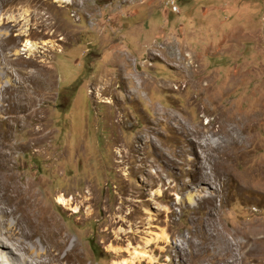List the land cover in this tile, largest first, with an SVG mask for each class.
Masks as SVG:
<instances>
[{
	"label": "rangeland",
	"instance_id": "1",
	"mask_svg": "<svg viewBox=\"0 0 264 264\" xmlns=\"http://www.w3.org/2000/svg\"><path fill=\"white\" fill-rule=\"evenodd\" d=\"M35 3L59 26L58 46L38 52L45 69L26 90L37 115L16 107L15 121L0 120V191L25 212L34 240L47 230L28 212L56 221L54 263L114 264L117 247L164 229L172 244H154L136 264L207 261L210 252L192 254L184 236L215 252L241 231L252 238L248 250L260 248L247 264H264V236L253 225L264 227V0ZM169 112L189 128L206 125L216 151L195 156ZM29 181L37 203L20 190ZM61 194L72 202L60 203ZM73 242V261L60 259Z\"/></svg>",
	"mask_w": 264,
	"mask_h": 264
},
{
	"label": "bare ground",
	"instance_id": "2",
	"mask_svg": "<svg viewBox=\"0 0 264 264\" xmlns=\"http://www.w3.org/2000/svg\"><path fill=\"white\" fill-rule=\"evenodd\" d=\"M40 8L41 6L36 5L35 0H0L1 121H15L16 116L14 115L17 114L14 112L16 107H19L20 111H27L28 115H37V109L32 106L33 99L28 96L26 90L29 86H34V84H37V82L40 81L38 73L39 71L45 69V61L38 57V52L44 53V50H47V46H58L56 43L57 39H55L54 36L57 35L56 32L59 30V26L52 19V17L49 14L47 15V13L40 11ZM23 35L27 36L25 43L22 44L24 46L26 56H23V53L20 52L18 48L20 38ZM32 38H35L36 40L33 41ZM38 38H40V41L36 42ZM67 38L68 34L62 35V37H60V39L63 41H66ZM176 65L179 67H191L193 62L192 60L188 63L178 62ZM27 81L30 83L27 84ZM166 115L168 116L167 121L170 124L171 129L177 130L178 134L186 137L188 146L195 156H208L211 151H216L218 144L216 142L214 143V141L211 139L213 138L211 137L213 134L209 133L210 130L206 125L197 124V126L192 129L187 126L185 119L182 120V118L180 119L178 117L179 114L169 112L166 113ZM226 118L227 123L231 122L237 124L239 126V130L242 131V134H244L243 132L247 131L246 126L240 120H233L228 116ZM44 129L45 128L43 127V124L39 122L37 125V132H42ZM231 139L233 143L237 144L236 142L238 140L236 138L231 137ZM226 141H228V139ZM140 149L141 145H138L137 151ZM158 152L160 154L159 156H162L164 153L162 149ZM182 152V149L178 151V155H181L180 153ZM151 173L156 174V171L151 170ZM198 177L201 179L202 176L198 174ZM27 184L28 185H22L20 190L28 193L29 203L32 204L36 202V197L31 192L34 183L29 181ZM139 188L140 187H138V189ZM154 193V195L161 196L162 189L156 188ZM194 197L195 195L188 194L187 199L191 201V198ZM58 201L62 204L68 205L69 202H72V199H65L64 194H61L58 197ZM11 207L9 206V202L4 200V196L0 191V264H21L20 261L25 262L23 264H55L51 255L52 248L58 250L61 246H51L49 244V239L57 234L58 229L56 221L52 218H45L43 216L37 215V213L33 211H30V213L28 212L29 219H32L33 216L37 219H40V223L47 230L45 235L46 237H42L40 234L39 241H37L33 239L35 234L29 231L31 228L28 229L27 227V222L25 221V212H23L22 215L18 214L19 210L16 209L17 207ZM157 209H159L160 212L161 208L157 207ZM162 209L166 210V207H163ZM76 210L77 208L75 211ZM139 222L142 224L141 219ZM253 225L254 231L259 236H264V234H260L264 231V227L260 226L258 223H254ZM202 228L206 231V234L209 233L211 240L213 238L219 239L217 235H215L212 228L206 226L204 223H202ZM161 231L163 233L153 231L150 232V236L148 234V236L144 235L143 238H139V240L136 242V246L134 247L132 245L133 241L130 239L128 241L127 247H117V249H115L114 256L122 257V260L115 261L114 264H136L137 261L142 260L144 257H148L150 255L148 253V249L154 244H172L169 242V240L171 241V235L165 232L164 229ZM123 233H126V231ZM135 235L139 236V234ZM241 235V240H239L240 238H237L235 240L237 242H226L225 247L219 249L217 248L218 250L215 252H213V249L210 248L208 244L201 246V243L199 244L198 242L185 238V236L183 240L192 246V254L202 255L203 253L210 252V257L207 261H204V258H202L203 260L197 262L196 264H235L236 262H238V264H247L250 259H253V257L257 256L258 254L260 256V248H257L256 250H248V244L251 245L253 243V241L248 240H252V238L246 231H241ZM124 241L125 240L122 238L115 239V242L117 243ZM183 244V241H181V245L178 244L177 250L180 253L184 250ZM132 247L134 249H132ZM75 248L76 243L73 242L66 249L64 255L60 256V259L73 261L74 256L72 250ZM248 252L250 253V256L248 255ZM125 253H128V258L124 256ZM233 261L235 263H233Z\"/></svg>",
	"mask_w": 264,
	"mask_h": 264
}]
</instances>
